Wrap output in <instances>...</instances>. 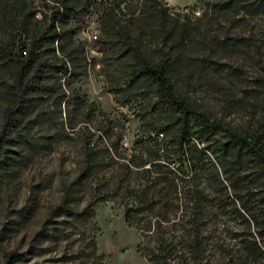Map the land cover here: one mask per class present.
<instances>
[{
    "label": "rangeland",
    "instance_id": "obj_1",
    "mask_svg": "<svg viewBox=\"0 0 264 264\" xmlns=\"http://www.w3.org/2000/svg\"><path fill=\"white\" fill-rule=\"evenodd\" d=\"M34 1L41 6L40 0ZM120 1L127 10L126 4L133 7L138 0ZM163 1L195 26L197 38L184 48L185 54L203 57L210 65L206 71L184 70L179 89L213 121L264 139V10L253 5L249 12L219 11L213 5L216 0ZM98 13L97 7L90 10L77 35L86 44L89 74L75 85L97 106L96 117L87 126L97 131L93 141L104 166L77 184L82 148L78 141H61L35 156L24 153L22 162L0 170V264L12 254L20 257L16 264H264V238L251 231L263 252L256 259L247 258L244 247H252V236L231 201L217 193L209 164L182 171L169 162L161 174L144 171L149 166L131 165L132 160L141 164L147 159L149 141H159L148 138L136 103H117L110 93L112 61L102 55L107 45L99 37ZM231 38L238 41L234 44ZM7 78L0 71V83ZM7 106L0 91V133ZM43 133L40 127L30 130L37 140ZM244 168L253 174L252 164ZM175 180L178 193L170 184ZM66 184L74 208L93 205L92 219L66 222L55 212L65 198ZM257 185L246 194L250 210L261 201L256 198ZM197 189L202 196L192 205ZM129 209L133 212L127 222ZM194 212L196 227L190 219ZM55 227L62 231L55 232Z\"/></svg>",
    "mask_w": 264,
    "mask_h": 264
},
{
    "label": "trees",
    "instance_id": "obj_2",
    "mask_svg": "<svg viewBox=\"0 0 264 264\" xmlns=\"http://www.w3.org/2000/svg\"><path fill=\"white\" fill-rule=\"evenodd\" d=\"M122 3L40 0L38 7L34 0H0V71L8 75L0 83L8 101L0 133V170L22 162L24 153L35 156L61 141H78L82 148L83 166L77 184L93 178L104 166L93 141L97 131L87 126L94 121L97 106L75 85L89 74L86 44L77 35L90 10L97 7L99 37L108 47L101 50L102 55L112 61L108 70L113 80L110 93L117 103H136L148 138L153 140L154 136L159 141H149L147 159L141 164L132 160L131 165L149 166L144 171L153 169L161 174L169 162L182 171L209 164L217 193L231 201L252 236V247H244V253L256 259L263 249L251 231L264 238L263 136L213 121L196 100L179 89L184 70L210 68L203 57L185 54L184 48L197 38L190 18L172 13L163 0H138L133 7L126 4L127 10L121 8ZM213 5L219 11L249 12L253 5L264 10V0H216ZM231 40L235 44L238 38ZM35 127L44 132L38 140L30 134ZM106 151L111 152L110 148ZM246 164H252L253 174L246 173ZM254 183H258L256 198L261 201L250 210L246 194ZM170 184L178 193L177 181ZM193 196L192 205L202 193L197 189ZM72 198L66 184L65 198L55 209L66 222L83 223L95 216L93 205L78 210L72 206ZM150 207L155 209V203ZM132 212L127 211V222ZM190 219L196 227V212ZM53 230L62 231L58 227ZM92 244L96 247L95 240ZM19 258L12 254L6 264H16Z\"/></svg>",
    "mask_w": 264,
    "mask_h": 264
},
{
    "label": "built area",
    "instance_id": "obj_3",
    "mask_svg": "<svg viewBox=\"0 0 264 264\" xmlns=\"http://www.w3.org/2000/svg\"><path fill=\"white\" fill-rule=\"evenodd\" d=\"M196 13H197L198 15H201V12H200V11H197Z\"/></svg>",
    "mask_w": 264,
    "mask_h": 264
}]
</instances>
